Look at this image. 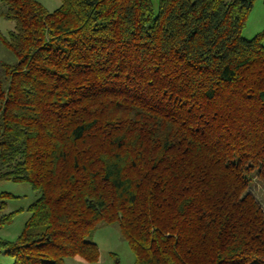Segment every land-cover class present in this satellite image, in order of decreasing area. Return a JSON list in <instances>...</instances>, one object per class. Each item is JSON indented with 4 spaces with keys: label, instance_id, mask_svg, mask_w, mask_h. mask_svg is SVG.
<instances>
[{
    "label": "trees",
    "instance_id": "trees-1",
    "mask_svg": "<svg viewBox=\"0 0 264 264\" xmlns=\"http://www.w3.org/2000/svg\"><path fill=\"white\" fill-rule=\"evenodd\" d=\"M0 0V181L38 197L12 264L94 263L117 223L133 264H264L263 32L254 0ZM0 193V223L5 197ZM113 263L120 264L112 254Z\"/></svg>",
    "mask_w": 264,
    "mask_h": 264
},
{
    "label": "rangeland",
    "instance_id": "rangeland-1",
    "mask_svg": "<svg viewBox=\"0 0 264 264\" xmlns=\"http://www.w3.org/2000/svg\"><path fill=\"white\" fill-rule=\"evenodd\" d=\"M48 10L59 6V0H37ZM157 12L158 1L150 0ZM2 9L0 8V11ZM14 23L0 14V32L7 34L13 29ZM264 33V0H254L245 25L242 28V35L251 37L255 33ZM264 45V35L262 39ZM13 62V55L0 43V64ZM248 190L254 195L264 211V185L253 178L250 181ZM8 193L11 196L5 197L3 214L13 212L12 218L6 223H0V241H13L20 234L24 222L29 216L27 207L38 197V193L31 189L26 182H13L9 180L0 181V193ZM92 241L97 245L99 251L98 260L94 263L84 261L77 257H67L63 264H112L114 254L120 264H133V254L129 249L126 240L120 233L117 223H99L95 228ZM13 259L0 250V264H12Z\"/></svg>",
    "mask_w": 264,
    "mask_h": 264
},
{
    "label": "crops",
    "instance_id": "crops-1",
    "mask_svg": "<svg viewBox=\"0 0 264 264\" xmlns=\"http://www.w3.org/2000/svg\"><path fill=\"white\" fill-rule=\"evenodd\" d=\"M255 34H256V33H255ZM255 34H254V35H255ZM252 36H253V35H252ZM252 36H251V37H252ZM245 37H246V36H245ZM246 38H250V37H246Z\"/></svg>",
    "mask_w": 264,
    "mask_h": 264
}]
</instances>
